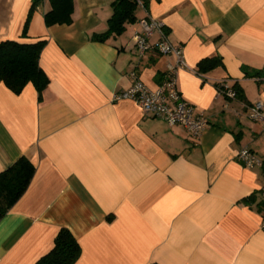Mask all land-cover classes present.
<instances>
[{
    "label": "crops",
    "instance_id": "crops-1",
    "mask_svg": "<svg viewBox=\"0 0 264 264\" xmlns=\"http://www.w3.org/2000/svg\"><path fill=\"white\" fill-rule=\"evenodd\" d=\"M32 1L0 0V41H44L49 79L41 98L31 82L19 93L0 82V172L21 156L34 166L0 218V264H35L62 227L81 247L75 264H264V133L246 114L264 102V0H140L136 21L104 41L94 35L111 0H74L72 22L50 26L42 1L22 35ZM146 16L183 48L177 86L207 120L197 138L113 99L132 72L154 90L175 64L138 56ZM212 56L215 67L195 71ZM241 147L261 164L243 167Z\"/></svg>",
    "mask_w": 264,
    "mask_h": 264
},
{
    "label": "trees",
    "instance_id": "trees-1",
    "mask_svg": "<svg viewBox=\"0 0 264 264\" xmlns=\"http://www.w3.org/2000/svg\"><path fill=\"white\" fill-rule=\"evenodd\" d=\"M42 1L48 3L44 12L45 25L69 24L72 22L74 0H33L22 27L26 35L31 15ZM112 14L108 19V29L94 38L104 41L110 33H120L125 25L136 21L137 0H111ZM44 41L21 43L14 40L0 41V82L11 91L19 93L31 82L41 98L49 79L39 66V56ZM216 56L202 59L196 72L211 69L219 63ZM34 172L30 160L21 156L13 164L0 172V218L26 189ZM81 254V247L73 234L65 227L56 233L51 249L41 256L35 264H75ZM153 264V263H152Z\"/></svg>",
    "mask_w": 264,
    "mask_h": 264
},
{
    "label": "built area",
    "instance_id": "built-area-1",
    "mask_svg": "<svg viewBox=\"0 0 264 264\" xmlns=\"http://www.w3.org/2000/svg\"><path fill=\"white\" fill-rule=\"evenodd\" d=\"M137 2L142 5L140 0ZM154 34L157 35V38L152 41L151 37ZM133 44L138 56H142L147 51H155L163 55L171 53L176 57L175 64L167 65L164 79L154 90L150 89L137 77L136 73L132 72L130 74L133 78L132 85L115 94L113 99H132L139 105L144 115L158 116L170 126L181 125L192 137L197 138L206 127L207 120L203 113L195 111L194 106L183 97L178 89V70L187 67L182 46L173 44L164 31L162 23L150 16L139 19L138 28L133 34ZM221 84L223 83L218 85L219 93H224L228 97L235 96L233 90L227 86L222 89ZM246 114L249 119L260 124L261 131L264 133V102L254 101L247 106ZM237 158L245 168L261 164V160L248 147H241L238 150ZM260 191L264 195V186Z\"/></svg>",
    "mask_w": 264,
    "mask_h": 264
}]
</instances>
